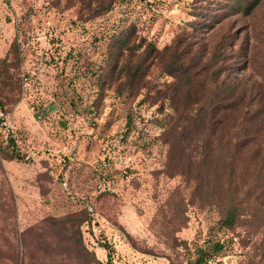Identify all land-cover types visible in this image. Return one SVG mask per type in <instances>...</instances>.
Listing matches in <instances>:
<instances>
[{"label":"rangeland","instance_id":"1","mask_svg":"<svg viewBox=\"0 0 264 264\" xmlns=\"http://www.w3.org/2000/svg\"><path fill=\"white\" fill-rule=\"evenodd\" d=\"M84 1L96 0H0V149L18 155L0 152V264H94L59 234L58 219L82 210L90 222L80 224L81 239L98 261H106L105 241L111 264H185L218 207L189 202L181 174L164 171V111L153 95L144 98L142 84L178 73L151 66L145 76L130 73L120 92L104 86L100 95L96 78L110 33L132 27L135 39L161 49L185 27L193 0H109V10L92 16ZM211 236L224 253L204 264L264 262L259 210L244 209L231 229Z\"/></svg>","mask_w":264,"mask_h":264},{"label":"trees","instance_id":"2","mask_svg":"<svg viewBox=\"0 0 264 264\" xmlns=\"http://www.w3.org/2000/svg\"><path fill=\"white\" fill-rule=\"evenodd\" d=\"M83 3L91 16L111 8L109 0ZM189 15L185 27L161 49L142 36L135 39L132 27L110 33L96 79L100 95L104 86L120 92L130 73L145 76L151 66L158 68L157 75L178 73L169 83L147 85L155 76L144 79L143 92L164 111L158 122L168 144L164 171L181 174L184 196L193 199L189 202L217 204L215 225L185 263L204 264L224 253L223 242L211 236L213 229H231L244 209L264 214V31L259 26L264 0H193ZM219 26L222 30L213 36ZM5 66L0 59L3 86ZM0 109L5 111L1 102ZM0 152L18 157L12 150ZM58 221L60 236L81 258L111 264L105 241L99 242L107 250L104 263L83 245L79 226L90 222L85 210Z\"/></svg>","mask_w":264,"mask_h":264},{"label":"built area","instance_id":"3","mask_svg":"<svg viewBox=\"0 0 264 264\" xmlns=\"http://www.w3.org/2000/svg\"><path fill=\"white\" fill-rule=\"evenodd\" d=\"M1 115H2V114H1V112H0V117H1ZM0 119H2V118H0ZM2 124H3V122H2Z\"/></svg>","mask_w":264,"mask_h":264}]
</instances>
